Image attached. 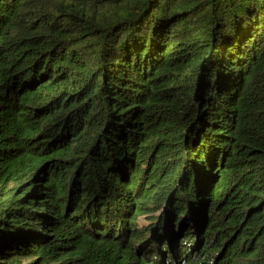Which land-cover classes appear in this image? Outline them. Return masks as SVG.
Here are the masks:
<instances>
[{"label": "trees", "instance_id": "1", "mask_svg": "<svg viewBox=\"0 0 264 264\" xmlns=\"http://www.w3.org/2000/svg\"><path fill=\"white\" fill-rule=\"evenodd\" d=\"M0 264H264V0H0Z\"/></svg>", "mask_w": 264, "mask_h": 264}, {"label": "rangeland", "instance_id": "2", "mask_svg": "<svg viewBox=\"0 0 264 264\" xmlns=\"http://www.w3.org/2000/svg\"><path fill=\"white\" fill-rule=\"evenodd\" d=\"M26 261H23V263H25Z\"/></svg>", "mask_w": 264, "mask_h": 264}]
</instances>
